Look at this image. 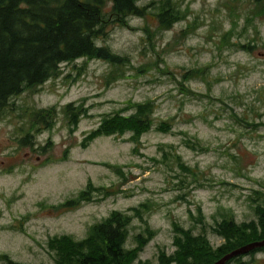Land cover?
<instances>
[{
	"label": "rangeland",
	"instance_id": "1",
	"mask_svg": "<svg viewBox=\"0 0 264 264\" xmlns=\"http://www.w3.org/2000/svg\"><path fill=\"white\" fill-rule=\"evenodd\" d=\"M174 1L185 18L171 28L160 29L153 3V15L97 40L120 64L63 63L0 114V264H57L50 239L81 240L116 210L133 216V264H200L240 244L214 227L225 215L256 219L264 205V16L252 14L253 0ZM146 101L155 106L148 131L95 132L105 116ZM69 103L85 109L77 126ZM52 107L50 128L32 126L35 112ZM84 190L91 200L59 206ZM178 227L200 239L182 236L189 246L179 254ZM253 257L264 264V251Z\"/></svg>",
	"mask_w": 264,
	"mask_h": 264
},
{
	"label": "trees",
	"instance_id": "2",
	"mask_svg": "<svg viewBox=\"0 0 264 264\" xmlns=\"http://www.w3.org/2000/svg\"><path fill=\"white\" fill-rule=\"evenodd\" d=\"M140 2L141 0H0V114L13 96L57 76L63 63L87 58L105 59L115 65L120 64L123 57L109 47L100 45L97 40L107 37L114 26L127 25L131 16L153 15V3L162 30L171 28L185 18L174 0H160L157 3L152 0L148 6ZM150 8L152 10L148 11ZM252 14L256 17L264 16V0H253ZM187 31L185 29L183 33ZM200 72L202 70H192L189 77L193 78ZM131 106L134 112L129 115L117 111L105 116L95 132L124 134L132 131L134 135H140L152 128L155 111L153 101L132 103ZM65 112L70 124L77 126L85 109L83 105L69 103L65 106ZM54 116V107L40 109L34 113L32 126L37 124L50 128ZM253 124L261 126L263 123ZM29 136L30 133H26L25 142ZM88 200H91L89 191L84 190L59 206L63 209L78 208ZM133 210L139 213L137 207ZM255 212L257 218L249 222L239 223L232 215H225L217 222L214 231L225 239L238 234L241 237L240 244L237 243L221 255L214 252L200 264L216 263L235 249L264 240V232L258 235L259 228L264 225V205L258 204ZM132 218L127 212L116 210L106 219L92 225L85 238L75 240L70 236H58L50 239L48 245L56 254L57 264H133L137 251L126 246ZM151 235L152 232L149 233ZM177 236V245L180 246L178 254L189 246L184 243L182 236L188 240L193 238V243L200 241L183 227H178ZM136 238L144 242L148 239L142 235H137ZM261 251H264V245L234 256L224 264H256L253 255ZM0 256L7 258L6 255ZM247 256L251 258L245 259Z\"/></svg>",
	"mask_w": 264,
	"mask_h": 264
},
{
	"label": "water",
	"instance_id": "3",
	"mask_svg": "<svg viewBox=\"0 0 264 264\" xmlns=\"http://www.w3.org/2000/svg\"><path fill=\"white\" fill-rule=\"evenodd\" d=\"M263 245H264V240L247 244L243 247H240V248L235 249L234 251L228 253L222 259H220L219 261H217L216 263H213V264H224L226 262V260H228L234 256L240 255L242 253H246L255 247H259V246H263Z\"/></svg>",
	"mask_w": 264,
	"mask_h": 264
}]
</instances>
